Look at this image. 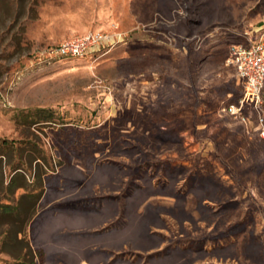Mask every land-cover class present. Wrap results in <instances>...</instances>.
<instances>
[{"label":"rangeland","instance_id":"obj_1","mask_svg":"<svg viewBox=\"0 0 264 264\" xmlns=\"http://www.w3.org/2000/svg\"><path fill=\"white\" fill-rule=\"evenodd\" d=\"M91 32L113 41L46 53ZM251 42L264 0H0V204L42 189L11 247L0 217V264L27 243L44 264H264V87L262 121L231 114L225 64Z\"/></svg>","mask_w":264,"mask_h":264},{"label":"built area","instance_id":"obj_2","mask_svg":"<svg viewBox=\"0 0 264 264\" xmlns=\"http://www.w3.org/2000/svg\"><path fill=\"white\" fill-rule=\"evenodd\" d=\"M112 41L113 38L107 34L91 32L65 40L57 46L49 48L46 53L51 57H78L88 53L100 52ZM225 64L235 69L236 76L239 78L243 89L238 103L230 105L228 111L233 115H240L242 109L249 106L257 112L259 121H262L261 97L264 87V44L262 42H251L248 45H233L229 50Z\"/></svg>","mask_w":264,"mask_h":264},{"label":"trees","instance_id":"obj_3","mask_svg":"<svg viewBox=\"0 0 264 264\" xmlns=\"http://www.w3.org/2000/svg\"><path fill=\"white\" fill-rule=\"evenodd\" d=\"M41 113V111H40ZM39 113V114H40ZM6 143V142H5ZM0 147H2L5 150L9 149V144H4L2 143L0 145ZM6 153H0V168H2V160L3 157H5ZM18 162L17 164H15V169L14 170H18V169H22L21 167H19L18 165L21 164L22 158L18 157ZM13 161V160H12ZM31 160H29L30 163ZM10 163V162H9ZM18 173V174H16ZM20 171H16L13 176L10 178L9 180V184H8V188H11V186H14V188H23V185H15L14 181H15V177H17V175L19 174ZM14 188L12 189V191L14 190ZM11 191V192H12ZM42 195V189L40 188L39 192H34L31 195H29L32 198H23L24 194H20L17 201L15 203H8V204H0V217H2V219L4 218H8L9 221L7 223L9 224H14V227H16V225H18L17 227H19L18 229L16 228L14 231H10L9 229H5L2 231V234H4L3 240H2V244L4 247H11V241L14 239H18V234L22 233V231H24V219L27 216V213H30L32 207L34 206L33 204L37 203L38 200L40 199V196ZM36 197V198H33ZM39 197V198H38ZM133 198V197H132ZM22 215H25L22 218ZM131 224L128 222L126 223V231L128 232L131 228H130ZM13 232V233H12ZM12 233V235H11ZM19 242L23 243L22 238H19ZM27 247V250L23 253V254H19V255H15V257L13 255H11L9 252H6L8 255L12 256L14 258L13 262L9 263V264H44V252L42 250H37V252L34 250V248H32V246H29V244H25ZM76 246H71V248H67V251H65V257L68 258V264H71V262H73L75 260V258L78 256L79 251L76 250L77 248H74ZM98 253V252H97ZM173 253V252H172ZM95 255V252L93 253ZM40 257L39 263H37V258ZM5 264H8L5 262Z\"/></svg>","mask_w":264,"mask_h":264},{"label":"crops","instance_id":"obj_4","mask_svg":"<svg viewBox=\"0 0 264 264\" xmlns=\"http://www.w3.org/2000/svg\"><path fill=\"white\" fill-rule=\"evenodd\" d=\"M236 78H237V81L240 82V80H239V78L237 76H236ZM240 84H241V82H240Z\"/></svg>","mask_w":264,"mask_h":264}]
</instances>
